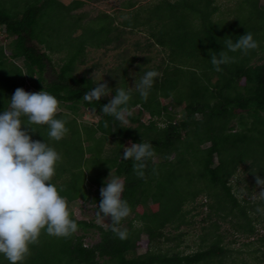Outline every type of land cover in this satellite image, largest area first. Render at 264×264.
Instances as JSON below:
<instances>
[{"label":"trees","instance_id":"16d2710c","mask_svg":"<svg viewBox=\"0 0 264 264\" xmlns=\"http://www.w3.org/2000/svg\"><path fill=\"white\" fill-rule=\"evenodd\" d=\"M235 1L157 0L137 9L136 2H127L123 5L127 13H101L85 23L83 15L74 14L84 5L81 0H0V41L10 50L0 46V114L17 88L29 93L45 90L55 96L58 111L54 118L65 122L66 135L60 141L50 139L47 125H34L37 133L30 134L34 141L47 142L60 155L50 181L58 194L67 204L94 203L98 207L100 189L112 170L113 176L122 179V199L131 208L119 225L126 230V239L114 235L110 221L103 228L78 220L69 212L78 231L55 237L42 230L38 243L29 245L30 255L18 264H229L225 259L230 250L221 245L220 235H216L218 225L213 224L202 237V241H209L212 236V241L202 250L171 256L161 252L164 242L172 241L168 227L177 230L185 224V205L195 203L198 197L206 201L193 209L207 207L223 221L229 217L239 236L248 239L244 247L251 249L254 258L230 259L231 264H264V231L260 233L257 227L264 229V214L257 211L264 209V201L240 198L230 184L241 170L247 175V196L257 189L264 191L255 181L256 175L264 179V63L259 64L263 52L256 53L264 42L260 32L264 4L262 0H246L251 4L248 13L225 26L217 15L223 18L226 12L235 18ZM236 30L238 33L230 37L226 34ZM246 32L252 33L258 47L246 55L229 52L235 62L221 65L222 71L217 72L211 55L225 50V38L235 43ZM63 33L70 41H83V54L89 47L91 51L99 48L105 54L113 53L129 41L128 35L145 34L151 43L146 41L144 50L158 46L163 57L149 67L150 56L139 57L126 49L117 56L122 59L116 66L119 71H108L103 80L112 90L111 96L89 104L82 98L100 79L73 75L87 60L73 57L60 66L55 79L44 77L47 68L57 65L49 55L57 51L53 37ZM132 45L139 48L135 41ZM147 71L160 75L154 78L144 100L134 85ZM129 74L135 79L128 80ZM116 88L130 94L126 114L129 125L101 111L115 96ZM83 113L89 114L91 122L83 121ZM87 139L97 140V144L87 150L90 156L84 159L82 142ZM143 141L152 144L156 155L147 161L145 176L140 179L133 172L132 161L122 156L129 142ZM66 142L68 164L60 167L63 155L58 148ZM193 159L199 168L194 173L196 181L183 170ZM84 160L95 162L99 170L90 174L77 171ZM195 182L199 187L192 186ZM186 187L194 190L185 193ZM89 229L97 230L100 237L94 245L84 241ZM142 249L144 252L139 253ZM0 264H10L3 254Z\"/></svg>","mask_w":264,"mask_h":264},{"label":"clouds","instance_id":"9594fccd","mask_svg":"<svg viewBox=\"0 0 264 264\" xmlns=\"http://www.w3.org/2000/svg\"><path fill=\"white\" fill-rule=\"evenodd\" d=\"M224 41L225 50L218 56L211 55V64L217 72L222 71L221 65L235 62L229 52L240 51L246 55L258 47L250 32L240 36L235 43L231 38ZM97 72L92 73L91 80L98 78ZM159 75L157 71H147L135 80L134 88L141 98L147 99L154 78ZM111 92L102 78L85 93L82 101L91 104L111 96ZM115 92L101 111L127 123L125 116L129 113L130 94L123 88H116ZM57 111L58 100L47 91L29 93L17 88L7 109L0 114V254L10 264L23 262L30 255L29 245L38 243L42 230L55 237H68L78 231L77 223L70 219L66 198L59 195L56 185L50 182L60 155L47 142L34 141L31 135L37 133L34 125H47L48 137L60 141L68 130L63 120L54 118ZM129 145L124 147L122 159L131 160L134 174L143 179L147 161L156 155L154 147L144 141L129 142ZM255 181L257 188L264 189V179L256 175ZM104 184L98 207L93 203L97 209V222L110 219L114 235L126 239V230L119 227L131 213L128 202L122 199L124 183L113 176L111 170ZM250 199L264 201V191L255 192ZM257 211L264 212V209L257 208Z\"/></svg>","mask_w":264,"mask_h":264},{"label":"rangeland","instance_id":"374dc122","mask_svg":"<svg viewBox=\"0 0 264 264\" xmlns=\"http://www.w3.org/2000/svg\"><path fill=\"white\" fill-rule=\"evenodd\" d=\"M84 5L82 8L74 12L76 15H83L82 21L88 22L91 19H95V17L98 14L101 13H108V14H114L119 15L120 12L127 13V9L125 8V5L127 2H136L135 3V9L137 7H142L143 5H146L150 2L155 3L157 0H81ZM264 0H262L261 4ZM235 5L232 10H235L233 13V16L235 18H231L232 16L229 13L224 12L223 18H220L217 15L218 20L221 24L227 25L235 20L236 18H242L244 14L248 13L249 8H251V4L247 2L246 0H236ZM134 9V10H135ZM223 11V10H221ZM219 11L218 13H220ZM232 13V12H231ZM235 14V15H234ZM91 26H93L92 22H89ZM235 25V24H234ZM260 25L262 26V30L260 32L264 35V22L263 20L260 22ZM218 26V25H216ZM237 26V25H236ZM220 27V25L218 26ZM236 31H227L226 34L229 35V37L233 34L238 33ZM43 37V34H42ZM65 33L62 34L60 37L54 36V44L55 49L57 50L56 53L49 54L52 58V63L57 64L54 65L53 69L47 68V70L44 73V77L47 78V80H53L56 78V75L60 73V66L65 64V62H69L73 59V57H76L78 60L81 58L82 60H87L86 64H83L80 67H77L74 70V76H81L83 74H86L88 77L92 76V73L98 70L97 72V79L105 80V74H110L108 71H119V68H116L121 58H118V55H123V51L127 49V53L136 55V56H150L151 61L148 64L149 67L153 64H158L160 62L161 57H163V54L159 51L161 50L160 47L152 45V48L149 51L144 50V46L147 43V36L145 34H134V35H128L130 38L129 41L124 44V46L120 47L118 51L116 52H109L105 54L104 49L99 48H93L94 51H91L92 47H89L86 50V53L80 52V46L83 43V41H70L71 38L65 37ZM136 42L139 44V48L136 49L132 42ZM151 43V41H148ZM7 43V42H6ZM0 45L6 47V51L10 53V50L7 48V44H5V41H0ZM57 46V47H56ZM59 46V47H58ZM152 51V52H151ZM263 52L262 60L259 62V64L264 63V42L261 43L259 49L256 51V53ZM117 54V55H116ZM123 58V57H122ZM77 63V62H76ZM100 63V64H99ZM17 65H21L20 61H16ZM93 67V65L98 66ZM78 65V63H77ZM76 65V66H77ZM138 67H132L131 69L136 70ZM91 69V70H90ZM91 72H90V71ZM90 72V73H89ZM104 76V77H103ZM134 80V76L129 74L128 80ZM131 81H129V84ZM119 84H122L121 79H119ZM130 87H132V84H130ZM166 103H169V100L166 101ZM138 108H134L133 111H137ZM180 108H178L176 111L178 112ZM83 121L86 123L91 122V118L89 117L88 113H83ZM144 119H147L146 116H144ZM126 119V116H125ZM130 123L127 121V123H124V125H129ZM68 142L62 144L58 150L63 155L62 161L60 163V167L65 166L68 164V158L65 157V154L68 150ZM84 148L83 151V157L84 159L89 158V154L87 150L89 148L95 149V146L97 144V140H90L87 139L85 142H82ZM104 154V153H103ZM101 157V155L99 156ZM190 164H186L185 170L187 173V176L193 180L195 179V174L198 172V166L196 164V159L189 162ZM196 164V165H195ZM99 166L95 165V162L92 163L89 160H84L81 162L79 168L77 171H83L85 174L95 173V171L99 170ZM75 172V171H74ZM113 173V171H112ZM195 173V174H194ZM66 176V175H65ZM64 176V177H65ZM67 176H71V174H67ZM109 176V175H108ZM244 178H247V175L242 173L241 170L239 173L232 178V181H230L232 185H234L236 191L240 194V198H247L248 200L254 201V199H250L251 196L254 195L255 192L259 193L260 190L257 189V191H254L253 194L249 197L247 196V192L245 191V187H249L247 183H245ZM107 180V179H106ZM64 182V178H62V183ZM198 182H195L192 184V186L196 187ZM199 187V186H197ZM94 189V188H93ZM185 193H188L190 190H194V188L189 189V187H186ZM247 196V197H246ZM203 199V200H201ZM256 200V199H255ZM206 201L204 198L198 197L197 201L193 204H186L184 211H187L185 215V224L180 225V228L177 230H171L168 227L167 234L169 237H172V241L164 242L162 245V253H166L168 256L174 255V254H187L191 252H196L203 249V246H208L210 241H212V236H210L211 239L202 241L203 234L211 230L212 224L218 225V229L216 231V235H220L221 238V245L227 249L230 250V252L226 255V261L231 264V260L234 259V261H242V258H248V261H251L252 258H254L255 255L250 253L251 249H246L244 247V243L247 242L248 239H245L243 236H239V233L234 230L233 223L229 217L226 218L224 221L220 218H217L216 214L213 212L212 214L208 210L207 207H198L196 209H193L195 205H199L200 202ZM68 211L71 212L77 219L89 221L94 223L97 226H101L103 228L106 227V225L109 223V220L97 222V218L95 216V213L97 210L93 209V205H90L89 203L79 204V203H68ZM183 212V209L181 210ZM264 214V212H261ZM181 219V218H180ZM264 223V220H263ZM262 223V224H263ZM258 229L260 230V233L264 231L262 229V225H257ZM205 229V230H204ZM78 234H81V232H78ZM178 236V238H177ZM99 235L97 233V230H87L84 233V241L87 245H94L95 243L99 242ZM204 239V237H203ZM250 240V239H249ZM205 248V247H204ZM167 249V251H166ZM144 250H139V253H143ZM231 259V260H230Z\"/></svg>","mask_w":264,"mask_h":264}]
</instances>
